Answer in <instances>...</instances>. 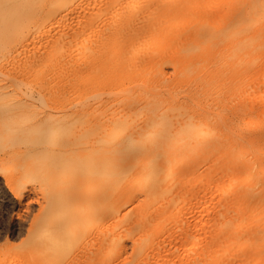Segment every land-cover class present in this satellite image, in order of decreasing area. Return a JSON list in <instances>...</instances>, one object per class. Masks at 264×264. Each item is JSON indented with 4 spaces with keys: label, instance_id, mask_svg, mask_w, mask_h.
I'll use <instances>...</instances> for the list:
<instances>
[{
    "label": "bare ground",
    "instance_id": "6f19581e",
    "mask_svg": "<svg viewBox=\"0 0 264 264\" xmlns=\"http://www.w3.org/2000/svg\"><path fill=\"white\" fill-rule=\"evenodd\" d=\"M81 1H83V0H80L79 2L77 1V3H76V0H0V40L5 39L7 34L9 37L13 36V35L15 36V32H19L18 30L22 31V33L19 32L22 37L24 34L25 35L26 34L32 35L33 33L36 34V32H38L37 29H39V28L44 29V26H45L44 23L46 21H48L49 19L51 20V17L53 19V16L54 17L58 16V15L62 16L60 13H64V12H65L64 14L68 13L67 11L70 10V8H72L75 3L78 4L77 5L78 7L82 6L79 3H83L84 1L83 2H81ZM120 1H122V0H120ZM255 1L257 3V0H255ZM260 1L261 2L263 1L262 4H264V0H260ZM260 1L258 0V6H261ZM73 2H75V3L72 4ZM151 2H152V0L149 1V3L147 0V4H150ZM132 3H133L132 7H134V8L138 4L137 0L136 1L133 0ZM256 3L253 1L252 4L253 5L255 4V7L253 5L250 6V8L254 7L253 8L254 10L252 8L250 9L251 11H253V13L256 11L255 9H257ZM259 3H260V5H259ZM70 4L72 5V7L67 9V6ZM75 5H74V7H75ZM110 5L111 4H109V6ZM145 5H146V3H145ZM174 5L172 8L170 6L168 8V10L171 8L170 10L172 11V9H173V11H174L175 8L178 7L176 5H175L176 7H174ZM77 6L75 7L76 11L81 10L83 8L82 11H83V14H85V11H86V10L84 11L85 7L83 6L82 8L79 7L80 9H77ZM151 6H153V4L146 6L148 8V11L152 10V12L156 13L155 10L153 9V7H151ZM263 7H261V8H263ZM64 8H66V10H64ZM109 8L110 7L106 6L107 10ZM147 8H146V10H147ZM261 8L258 10L262 11ZM116 9H117L118 15L122 16V14H123L122 10L124 11V9H122L121 7H116ZM176 9L178 10L179 7ZM63 10H64V12H62ZM74 10H73V12H75ZM146 10L144 9L143 11L146 12ZM70 11H72V10H70ZM134 11H136V9ZM230 11H228V10L224 11L223 10V12H227V13H225V14L222 13L223 15L220 14L221 17H219V19H220L221 23L224 24V22L228 19L226 17H229L228 14L229 15L231 14V13H229ZM242 11L244 13L243 16L244 17H245V15L247 16V12L245 14L244 10H242ZM81 12L79 13V11H78L77 13L81 14ZM126 12H127V10H126ZM174 12H172L173 15H176V13L178 11L176 12V10H175ZM258 13L255 12L253 16H255V14L258 15ZM261 13L264 14V10ZM261 13H259L260 16H261ZM64 14H63V16L66 17V15H64ZM70 14L71 13H69V15ZM101 14H103V13H100V15ZM150 14L152 15V13H150ZM248 14H250V16H251V13L248 12ZM134 15L131 17L133 18ZM137 15H135L137 19L134 17L133 21L130 18V23L136 22V24H137L139 22L140 23L142 22V21L137 22L138 17H139ZM59 16L57 17L59 20H60V18H63V16L60 18H59ZM84 16L85 15L82 16V14H81L80 18L82 17L84 20ZM154 16H155V14H154ZM240 16H242V15H240ZM243 16L241 17V19L237 18L238 20L235 18L236 19V21L234 22L235 24L233 23V25L230 26L232 28H230V27L226 28L224 35H223L224 37L226 36L229 38L231 36V38H233V40H235V38L237 39V37H238L236 35V33L239 35V37L241 35L240 32L243 33L245 31H246L247 35L248 34L250 35L249 40H248L250 43L247 41V43H248L247 47H246V45L243 46V44H241L242 42L240 43V41L242 39H243V42L246 43V41H244V40L248 39L247 38L248 36L246 37L245 34H243V36L241 35V37H243L242 39L240 38L241 40L238 38V41L236 40L237 42L234 41L235 45L233 44L234 46L232 45L233 46L232 48H234L233 50L235 51V53L232 49H231L232 51H229V52H233L232 56L236 57V59H238V60L240 59L239 57H237L238 55L239 56L243 55L245 57L240 56L241 57L240 60H242V61L237 60L238 62L237 61L234 62V65L230 68L223 66V65L217 66V63H216L217 61L212 62V58H213L212 53L213 52H211V51H213V49H212L213 39L215 38V35L217 34L216 30L218 29L217 28L218 26L215 28V26L213 25V28L210 31L205 30L203 28H199L197 31L195 30L194 37L191 40H187L188 39L187 38L186 39L187 41L185 40L186 41L185 45H182V44H184V42L181 43V46H182L181 51H180L181 55H179L178 58L180 57V62H183V63L185 62V63L182 65V68H180L179 74L181 75V73H182V74H186L188 76H193L194 80H198L200 82V89H201L200 93H191L189 91H185V92L189 93V95L192 98V103H189V102H191V99H190V97L188 98V99H190L188 101L189 104L188 103L183 104L182 102L178 101V99H177L178 96L176 94L173 95L172 97L168 98V99H164L162 97L163 94L161 93V91L159 92V89H158V93H153V91H151V92L149 91V88L156 90L154 85H156L157 83L159 85L166 78L165 77L166 75L164 76L166 71L163 72L162 69L160 68V65L162 62L160 63V65H158L159 67L156 65V67L158 68L159 71L161 69L160 73L156 69L154 72V74H156V72H158L159 75L163 74L160 76L162 79L159 76L156 79L157 74L155 75L156 77L153 74L155 79L153 78L154 80H151L152 79L151 78L150 79L151 82L148 81L149 78L148 79L146 78L147 80L144 79L145 77H147L148 75L153 73L154 70L152 71V69L155 68V64H158L155 62L156 60H158L157 59L158 54H160L161 52L163 53L165 51L166 47L168 46V44L171 45L174 43V42L173 43H167V42H169L170 39H171V42H172V40L175 41L176 39H174V38H176L178 36L177 35L173 38V36H174V35H172L173 33L172 32L169 33L171 30L173 31V28H171V30H169L170 25L172 24L171 27H173V25L176 24V22H177L174 17H172L173 19H171V22L168 24H166L167 22H165V23L160 22L157 24V23H155V21H153V22L151 21L150 23L146 22L148 24L144 23V26L141 25V24H143V22L141 24L139 23L141 26L140 27V26H137L139 24L136 25L134 23L133 30L131 28H128L129 24L128 25L125 24V25H123L124 27H122V26L120 27V26H118L119 24L113 25L110 23L109 24L110 26L108 25L105 30L100 29L101 31L105 32V33L103 32L104 33L103 35H105V37H106L103 40L102 44H100V46L102 47V50L100 49V46L97 43L98 41H96L95 39H94L95 43L93 42V45L95 44L94 46L92 44L89 45L88 43L85 44V41L86 42L89 41L87 38L90 36L92 31H91V29L87 30L85 27V24L82 23L83 20H81L80 23H82L84 26L83 25H80V26H83L84 28L81 27L83 31L80 32V34H79V32L76 33L78 35L73 33L75 37H69V35L73 36L72 33H69V35L66 34V35H68V37L70 39L65 38V34H64V37L60 38L61 42H60V39L58 42H56V43H59V42L61 43V46H59L60 43L58 45L59 51H62L63 48H67V46L62 47L65 44L67 45V43H66V42H68L67 39L69 41H71L73 45L75 43V45L79 47V49L77 48L78 50H76L77 53L80 52L77 57L75 56L77 59L74 57V53L76 55V52L74 50H71L73 57L69 53L70 49L73 46V45L70 46L69 42H68V48H67L69 50L68 53H67V51L65 54L63 53L65 51V49H63L62 52L57 51L56 50L57 47H55V45L53 43L54 48H53V51L51 53L52 56L49 55L50 58H49V56L45 57L46 55H48V54H46L47 52L45 53L46 54L45 56L43 54L44 52H40L41 54L40 53L38 54L39 55L38 59L41 61V62H39L40 64H45V65L48 64V66H49L51 63V65H54V67L51 65L49 66V68L53 67L51 69L52 71L49 74L51 79H54V77H52V74H53V76L54 75L56 76V74H59V67L57 68L58 72L56 71L57 69L55 68V66H58L59 64H54V63H58L59 59L60 60L62 59L61 61L64 60V61H66L65 62L66 64H69L68 67L69 66L70 67H69V69L67 68L68 70L71 71V72L69 71V76L73 75L71 73H72V71H74L75 72V73L73 72L74 75L76 74L75 76L77 78H79L80 77V76L78 77V75L80 74L79 70H80V72L87 70L89 75H91V74L93 75L92 77L95 78V80L92 79L91 84H89V82H88V85L83 84V86H82V84H81L82 88L81 87L78 88V89H81L78 91L82 92L81 93L82 95L80 94V96H81V98H79L80 100L82 99V96L84 95L83 97H86V99H88V97L91 98L93 96V98L94 97L98 98L97 101H100L99 99L101 98L102 95H104V93H103L104 90H102L103 84H105V83L107 84V80H110L112 77L114 79V82H113L114 85H112L113 88L112 87L110 88V92L115 93L116 98L114 99L115 101L112 103L113 106H112V104L110 105V103L112 101L104 98V96L102 97L103 100L105 99L104 102L100 101L99 104L97 103L98 105H96L97 101L95 99H94L95 104L93 103V106H92L91 102L88 100L90 105L92 107H94V110L96 109V111L98 112V116H96V119H93L94 117L92 114H88L87 109L90 107L89 105H88L87 109L86 108L84 109L82 107V105L84 104V101L86 100L85 98H84L85 100L83 99V101H82L83 104H81V106H79V107H82V109L79 110V108H77V105H79V104H77L75 106L77 108V110H79V111H75L76 108H74V105L72 104V102L69 103L68 99H66L68 102H65L64 100H62L63 98L61 99V97L63 95L62 96H60V94L57 95L58 91L62 90V89H60L61 86L59 87V90L57 89L58 88L57 86H59V85L55 86V88L57 87L56 90H58V91H56L53 86H52L53 90L50 89L52 92L50 94L52 96L50 99L51 102H49V103L55 104V105L49 104L50 111H47V110L41 111L39 109V107H42V106L41 105L38 106L37 104L32 102L34 99L33 100L30 99L31 103H29V100L27 99L28 102L27 101H20L21 103L18 102V105H16V106L20 107L21 106L20 104H22V102L25 103V105L27 102L29 104L26 105V110L23 109L25 107L24 104H22L23 107L21 106L20 108L14 106L15 104H13V106L15 108L12 105L11 106L7 105L4 107L3 105H6V104L1 102V100H0V104H1L0 108L6 109V111H1L3 109H0V118L2 119V120L0 119V123H1V125H0V139L2 140V138L4 136L6 137V134H8L7 138L9 139V140H4V138H5L4 137L3 140L0 141V172H5V174H6V177H4L5 178V184H7V186L9 187V191L11 192V194L13 193V197L20 203L24 199H26L25 198L26 196H30V195L34 196V194H32V193L34 191H36L37 187H39L41 190V198L42 199H40V200H42V201L39 203L40 204L39 205L40 206L39 214L37 215L36 220L33 219L34 221L37 222V224H35L36 226L34 227L36 229L35 230H33L34 228L32 229V232L30 233V235H32V236H30L29 237L30 239L28 238V241H27V243H29V245L27 244L29 249H27V248L26 249L29 251V253H28V251L26 252V250H25V252L28 253V254H26V255H28V257L32 255L30 258H33L32 259L33 264H38V263L56 264L58 261V256L64 248H66V247L71 248L70 244L73 245V243H75V242L78 243V241H80V240L86 238L88 235H90L92 233V231H95L96 229L99 230L101 221H103L104 219H107V218L114 219L113 223L121 221L120 222L121 225L123 223H124L123 225H125V223L130 224L133 220L134 215H133V213H131L130 210L124 211L122 209V207L125 206V203H122L123 189H125L129 186H132L135 189H137L138 187H141L145 191L144 192V200L146 199L148 201L152 197L153 194L160 193V192L164 191V189H165V187H163L164 183L170 181L171 179H173L175 177L176 173L178 172V165L180 164V162L184 163L185 165L187 164V166H189L188 164L191 163L190 160L194 157V155L195 156H201V155L207 156L208 150L213 153V157L215 158L216 161H218L217 159H219L216 156L217 154L219 157L222 158L221 152H223V154L225 156H227V153H225V152L226 151L228 152V149L230 150L232 147L228 148V146L230 145V144H228L227 146H225V148L227 147L228 149L226 148V150L222 151L224 149L223 145H226V144H224V141H222V140H227L226 142L230 143L232 138L229 137V140L230 139L231 140L230 141L228 140V135H229L228 132H231L232 128L230 127L228 129L229 130V131H227L228 134L227 133L224 134V136L225 135L227 136L226 137L227 139L225 138V139L220 140V135L223 136V134H221V133H223L226 130L224 125H227V123L221 125V126H224V128H225V130L223 131V129H221L222 127L220 126V124L222 123V122H220L221 119L219 117V114H217L220 109L218 110V108H217V110H216L217 115L213 114V112H211L215 117L217 116L214 119L217 120L216 124L218 123L217 125H219L218 128L221 127L220 129L216 128L215 123L212 124L213 122H215V120L213 121L212 120L213 118L210 119V117H214L211 113H209V112L207 113L204 110V112H206L207 114L203 113L204 116H202L200 114L201 116L198 115V117H197L198 113H196V111L199 110V108H201L198 105L199 99H201L200 94H202V97H203V94H207V95L212 96L214 94V92H212V91L218 90L216 92H219L220 95H218L219 93L218 94L216 93V95L221 97L222 94H221L219 89H221V91H223L222 89L225 88L228 85V83H230L231 86L228 85L227 89H230L232 86L234 88L235 86L238 85V84L232 85L234 82L235 83L237 82V81H234V80H236V78L233 75L232 76L234 79L231 78L232 76L230 77L231 80H233V82H230L231 80L229 81L230 78L228 79V77H229L230 71L233 70L235 67L238 68L239 66L243 65V63L245 64V62H248L250 59H254V58H249V57L246 59V57L249 55H247V53L245 55L244 52H246L248 50L247 51L248 53L249 52L252 53L254 50H256V48H258L257 43H256L257 41L255 42L257 37L254 38V36H256L255 35L256 31L253 32L254 33V34H252L253 36H251V33H249L248 31H250L253 28L251 26L256 25L257 21H259V20H257V19H259L258 18L259 16L257 18L255 17L256 20H254L255 18L253 16L249 18L248 17L249 15L247 16L248 19H247V17H245L246 18V20H245V19H242ZM235 17H236V14H235ZM66 18H68V17H66ZM141 18H139V19L142 20ZM143 19L145 20V18H143ZM250 19H251V23H253V24L250 25V27H249V24H251V23L248 20H250ZM252 19L254 20V22H252ZM51 21H54V20H51ZM78 21H80V19ZM255 21H256V23H255ZM128 22H126V23H128ZM52 24H53L52 27H54V26L56 27V25H55L56 23L55 24L52 23ZM164 25H166V26H164ZM167 25L169 27H167ZM94 26H97V25L95 24ZM130 26L133 27V25H131V24H130ZM164 27L166 28V30L164 29ZM248 28H251V29L248 30ZM34 31H36V32H34ZM162 31H164V32L162 33ZM31 32H33V33H31ZM94 32H96V31L93 30L91 36L93 35ZM257 32L259 33V34L256 33L257 36L262 35V34H260L261 30L258 31V29H257ZM51 33H52V31H51ZM161 34H163V38H162ZM168 34H169V36H168ZM234 34L236 36H234ZM44 35H45V33H44ZM62 35H63V33H62ZM94 35H93V37H94ZM125 35L129 38H127ZM166 36H168V41L164 42L163 39H164V37H165V39H167ZM170 36H172V37L170 38ZM93 37H92V39H93ZM125 37L127 38V40L130 39L126 43H124ZM179 37L180 36H178L177 38H178V41L180 42L182 40V38L180 40ZM186 37H188V36H186ZM216 37H217V35H216ZM12 38H14V37H12ZM24 38L25 37H23V39ZM34 38H35V36H34ZM44 38H45V36H44ZM64 38L66 41L65 43L62 42L64 40ZM89 38H91V37H89ZM160 38H161V40H160ZM45 39H49V41H50V38H45ZM45 39L44 40L42 39V40H43V42L45 41V44H47L48 42H46ZM145 39L147 41L146 43L148 45H150L151 48H149L148 45L147 46L145 45ZM42 40H41V42H42ZM250 40H252V42ZM92 41L93 40H91V42ZM253 41L256 43L255 44L256 47L254 45H252L254 43ZM162 42H164V44ZM35 43H37V42H35ZM50 43H52V40ZM155 43H158V44L160 43L161 46L160 45L159 46H160V48L162 47L161 49L163 50V51L159 50L160 53H158V54L156 53L157 57L153 53V52H155L154 50L159 48V47L156 48L157 44H155ZM161 43L164 46L166 45L165 43H167L166 47L163 48L164 46H162ZM176 43H177V41H176ZM1 44H2V42L0 43V55L5 51L4 50L5 47H1ZM27 44H28V42H27ZM39 44H40V42H39ZM87 44L89 46H87ZM142 44H144L146 46V48L148 47V51H150V49L152 50V51H150L151 53L148 55L149 58L144 59L145 61L146 60L148 61L147 63H149V59H151V57H152V59L150 60L151 64L148 67V66H145L147 64H145V62H144V63H142L141 66H143L145 64L144 65L145 67L143 66V68H142L138 64L141 67V69L136 71V68L137 67L139 68L138 65L134 68L135 71H134V69H132L134 77H132L131 79L132 80L134 79V83L132 84L133 86L130 83L131 87H127V86H125V84L123 82V78L127 75L129 77L130 74H131L130 76H133V75H132V71H131L130 67H128L129 69H127L126 68L127 65H125V63H124V62H126L125 54L127 55V52H130V55H132L133 58L134 57L136 58L138 56V54L140 53L139 52L140 47H144V46H142ZM177 44H178V46H180L179 45L180 43H177ZM177 44L176 45L173 44V45L176 47ZM23 45L26 46V44H22L23 48H24ZM75 45L73 46V48L76 47ZM96 45L99 47L95 48ZM104 45H105V48L108 46L107 47L108 50L112 49L111 53L109 55V58H106L107 55L106 56L104 55V51H103V50H105V49H103ZM250 45L253 46L254 50H251ZM258 46H259V44H258ZM61 47H62V49H61ZM69 47H71V48L69 49ZM83 48H84V50H83ZM97 48H98V50L99 49L100 50L95 52V50H97ZM172 48H174V47H172ZM209 48H211L212 50L210 51ZM54 50H56L58 52V54L60 53L61 56L58 55L57 52H54ZM206 50L209 53L211 52V54H209L207 52L209 57L204 54V53H206ZM73 51H74V53H73ZM100 51L101 52L103 51L102 52L103 54H101ZM156 51L158 52V49ZM238 51H241L244 54L243 53L240 54V52H239V54L236 53ZM97 52H99V53H97ZM107 52H109V51H107ZM107 52H106V54H107ZM162 53L159 56L163 55L165 57L164 53L163 54ZM200 54H203V55L200 57ZM235 54H236V56H235ZM56 55L58 57H55ZM191 55H195V56L192 57ZM223 55H225V54H223ZM229 55L231 56V53ZM146 56L147 55H145V57ZM190 56L192 59L196 60V62L194 60L193 61L191 60L194 63H189V62H191V61H189L191 59V58H189ZM197 56L199 59L198 61H197V59H195V57L197 58ZM205 56L208 57V60L206 59ZM210 56H212V58ZM143 57H144V55H143ZM85 58L88 59L87 63H89V64L91 63L90 65L88 64L90 67H87V68L85 67V64H86L85 62L87 60V59L85 60ZM161 58L162 57L159 58V62H160ZM178 58L176 57L175 60L177 59L179 62ZM242 58L246 59V60L243 61ZM49 59L50 60L52 59L51 62L48 61ZM255 59H256V57H255ZM75 60H76L77 64H74V65H76V67L78 65L79 66L81 65V69L79 66L76 69H74L75 67H73L72 62H75ZM83 60H85V61L83 62ZM162 60L165 61L168 59L163 58V59H161V61ZM127 61H128V59H127ZM208 61H209V63L210 62L211 63L209 64ZM105 62H106V64H108L107 66L115 68V71H114V69H113V72L111 71V74L113 73L112 76L109 73L110 70L108 72L105 69V66L103 65ZM141 62H142V60H141ZM249 62H252V61H249ZM256 62H257V60H256ZM82 63H84V68L82 67L83 66ZM100 63H102L101 65H103L104 68L100 67ZM126 63H128V62H126ZM152 63L154 64V67L152 66L153 68L151 67ZM123 64H124V67H123ZM109 67H108V69H109ZM116 67H118V68H116ZM78 68H79V70H77ZM53 69H55L54 71H56V73L53 71ZM68 70L66 72V75L68 73ZM52 72H54L55 74ZM77 73H79V74H77ZM49 75H48V77H49ZM74 75L72 77L75 80L76 77ZM94 75L95 76L97 75V77H95ZM135 75H136V77H135ZM57 76H56V81H59V82L58 83L56 82L55 84L60 83V75H57ZM82 76L83 75L81 73V78H82ZM110 76H111V78L109 79ZM151 76H152V74H151ZM44 77L47 78L46 76H43L42 78L41 77L40 78L43 79ZM68 77L65 76L66 80L64 79L65 80L64 83H66V84L68 82L70 83V79H71V84L70 85L67 84V86L71 87L72 82H73V86H75L74 84H76L75 83L76 81H74L72 79V77H70V79ZM107 77H108V79H107ZM57 78L59 80H57ZM159 78L162 81L159 80ZM79 79H77V81ZM61 80L63 81V78ZM80 80H83V79H80ZM80 80H79V83H81V82L85 83V81H80ZM93 80H94V82H92ZM132 80H130V81H132ZM40 81H41V83H43L42 81H44V80H40ZM52 81H51V83H52V85H54L53 82L55 80L53 82ZM152 81H153L154 85L151 87L149 85L152 83ZM154 81L156 82V84ZM204 81H205V83H204ZM16 82H18V80ZM163 82H165V81H163ZM163 82L161 84H163ZM226 82H228V83H226ZM243 83H244V81H243ZM243 83L240 85L242 86L245 84V83L244 84ZM161 84L159 86H161ZM50 85H49V87H50ZM64 86H65V84L62 87L64 88ZM244 86H242V88H244V91H245L246 89ZM156 87H157V85H156ZM240 87H239V89H240ZM38 88L42 89V87H40V86ZM103 88H105V86ZM161 88L165 89L166 87L164 88L163 86H161ZM152 89H150V90H152ZM240 90H239V92H240ZM60 91H59V93H61ZM63 91L65 92L67 90H63ZM63 91L61 94H63ZM141 91H144V92H141ZM162 91H164V90H162ZM70 92H72V94ZM138 92H140L141 94H139ZM185 92L183 94H185ZM211 92L213 93L212 95H211ZM224 92H225V90H224ZM39 93L40 94H37L38 97H35L36 98L35 102L37 100L40 101L42 104L45 101L48 102L47 100H48L49 96H47L45 92L43 93V91H41ZM68 93H70V94L67 96L75 98L74 96H72L75 93L74 90L68 91ZM136 93L141 96V98L139 96H137L140 99H137L136 96H134ZM115 94H114V96H115ZM78 95L75 93L76 97ZM90 95H91V97H90ZM142 95H143V97H142ZM214 95H213V97H211L212 99L213 98L215 99L216 96L214 97ZM257 95H255L254 97H257ZM34 96L35 95H33V98H34ZM57 96H60L62 103L64 101L63 105H66V103L68 104L66 106L67 108H65L66 114H62V116H58L56 114L57 108H58ZM218 96H217V98H218ZM46 97H48V98L46 99ZM186 97H188V95ZM29 98H32V97L30 96ZM217 98L215 100L213 99L212 101H210L211 103L208 101H207V103L212 104L213 101H217ZM221 99H222V97H221ZM221 99L219 98L220 101H221ZM74 100L76 101L78 99H74ZM106 100L108 102L111 101L110 103H108L109 105L107 104V106L104 105ZM219 100H218L219 103L213 102V104L211 106H213L214 104L215 105L217 104V106L221 103L225 104V101H226L225 99H223L224 100L223 102L222 101L220 102ZM177 101H178V103H177ZM87 102L85 105H87ZM115 102L117 103L116 107H114ZM118 104H121V106L120 105L118 106ZM94 105H96V107ZM9 106H10V108L11 107L14 109L18 108L20 110L15 111L12 108H11L12 110L10 108H9L10 109L9 110V109H7V107H9ZM197 106L199 107L198 109H196ZM207 106H209V105H207ZM207 106L204 105L203 107L206 108ZM193 109H196V111ZM94 110H92V111H94ZM202 110H199V113H202L203 112ZM192 111L194 112L193 114L191 113ZM221 113H224L223 110L221 111ZM194 114H196V115H194ZM19 119H21V120H19ZM253 119H252V121L251 120H248V121H251L252 123H250V124H253V126L255 127V125L257 124L256 123L257 120H255V118H253ZM230 124H232V122H230ZM213 125H215V127ZM229 125H227V126L229 127ZM231 126L234 127L235 124H233ZM248 126H251V125L248 124ZM236 128L237 127H235V129ZM216 129L219 130V131H217V134L215 131ZM221 130H222V132H220ZM233 132L235 133L236 131L234 130L230 133L231 137H232ZM238 132L235 133V134H238L237 135L238 137L236 136L238 139L233 136V140H232L234 142V140L237 139V141H235L236 145H237L238 140L240 141V138L242 137V135H241L242 133L240 132L241 136H239ZM10 135H11V137H10ZM7 138H5V139H7ZM242 141L238 142L240 144V145L238 144V146H240L239 148L244 150V148H246V147H245V145H243L244 148L242 147V144H241ZM244 143H245V141H243V144ZM235 144L234 143L232 144L233 148L237 147V146L234 147ZM245 144H247V142ZM212 147H213V149H211ZM249 149H250L249 146H247L246 151H243L244 154H242L241 157H243L244 155L246 156L247 150L249 152ZM237 150H238V148H237ZM242 150L238 151V156L236 155L237 153L234 149L230 150V152L233 151L234 155L240 158L239 153H241ZM261 150H263V149H261ZM219 153H221V154H219ZM250 154L251 153H249V155ZM257 154L259 155L260 153H257ZM234 155L232 153V156H234ZM249 155L247 154V156H249ZM228 156H229V159L226 160L228 163L227 166H230V167L233 166L234 168H236L237 165L239 164L238 163L239 160L237 161V163H235L234 162L235 160H233L234 158L230 157V154H228ZM251 157H253V156H251ZM231 158H232V160H231ZM235 159L237 160V158H235ZM243 159L244 158H242L240 161L242 162ZM229 160L231 162H234L235 164H237L236 167H235V165H232L233 163L229 164V162H230ZM245 161H247V157H246ZM250 162L252 163L251 160H250ZM247 163H249V161L245 162L244 164H247ZM251 163L248 165H251ZM255 163H257V161ZM255 165H257V164H255ZM258 165H260V164H258ZM242 166H243L242 163H240V165L238 166L239 168H236V169L242 170L243 169ZM244 166L246 167L247 165H244ZM262 166L263 165H261L260 168ZM5 167L8 168L7 170H9V169L10 170L14 169V170H13V172H10V171L7 172V170L6 171L4 170ZM191 167H192V163L190 164V168H188V169H191ZM248 167H250V166H248ZM248 167H246V168L248 169ZM247 169H244V170L246 171ZM254 169H255V167H254ZM253 170L252 171L249 170L248 172H251L249 174H252V173H255L256 171H258V169L254 170L255 172ZM261 171L262 170H260L259 171L260 173L259 172L258 173L261 174ZM248 172L246 171L244 174H248ZM258 173L256 172L254 175H256ZM229 174L226 175V179H224L225 181L223 183V187H220L221 189L219 188L218 190H222V191L226 190L227 187H230L229 186L230 181H231V184L234 183L233 178H231V180L229 179V177H231V176H229ZM259 174L257 175V177H259ZM248 175L246 178H248L249 184H253L252 186H254L255 185L254 182H256L255 176L252 177V176H250V175L248 176ZM262 175H264V171H263ZM227 176H228V178H227ZM249 177L253 178L254 182L251 181V179ZM261 177H259L260 180H261ZM260 180L257 179L258 182H256L258 189H257V186L256 187L254 186V188H256V189H254L252 186H251V188H253V189L249 188V185L247 184L248 183L247 182L246 185H248V186L244 187V188L247 187V189L241 190L242 192L244 191L243 195H241V196L245 197V201L243 202V201H241V199H240V201H238L239 200L238 199V200H236V203L239 204V203L243 202V204H244L247 200L246 199L247 196L249 198L255 197V195H257L259 192L258 191L260 189L259 187H261V185L260 186L258 185ZM33 181L36 182V183L35 182L34 183L37 184V187L31 186V184L34 185L32 183ZM250 182H252V183H250ZM27 185H29L31 187H28ZM262 188H264V187H262ZM262 188L260 190H262ZM239 193L241 194V192H239ZM37 194H39V193H36V196L38 197L39 195H37ZM251 195H253V196H251ZM241 196H238V197L241 198ZM39 197H38V199H39ZM258 197H259L260 203H262L261 205H263V207H264V195L262 197L261 196H258ZM27 198H29V197H27ZM233 198H235V195ZM256 199H257V197H255V200ZM255 200L250 199V203L254 202ZM259 200H256V204L252 203L254 205H257L256 206L257 208H259L261 206V205L257 204V203H259ZM11 202H12V200H11ZM232 203H233L232 206L233 205L235 206V204H234L235 201ZM246 203H248V202H246ZM254 205H252V206H254ZM248 206H241V208H242V210L245 211ZM252 206H249L248 210L254 209V207H252ZM239 208H240V206H239ZM121 210H123L124 212L122 211V213H121ZM261 210H262L261 212L264 214L263 208ZM208 212H211V210H209ZM120 213H121V215H120ZM242 213L244 214V212H242ZM262 213H261V215H259V216H261V217H259V221L262 220V221H260L261 224L264 221V215ZM227 214H228V212L226 213V215ZM225 216L224 217L221 216V217L224 218L223 221L226 223L227 219L229 218L228 217L229 215L226 216V218H225ZM243 217L245 218L246 216H243ZM115 218H116V221H115ZM223 221L221 219V222H223ZM127 224H126V226H127ZM223 224L224 223H221L220 226ZM242 224H243L242 227L246 228L244 226L245 223H242ZM118 226H119V224H118ZM220 226H219V228H221ZM253 226H255V225H252L251 226L252 228L250 227L251 232H249V229H247V228L245 230H243L244 228L240 227V229H242V231H245L246 234L248 232L249 233L254 232L253 234L255 236L253 234H251V235L247 234V235L255 237V239L257 237L256 240L254 239V241H252L253 237H249V236L246 237L245 232L243 233L242 231H240L239 228H237V229L231 228L230 231L231 232L233 231L232 233L229 231L228 228H226L227 229L226 231H222L220 229L219 231L224 232V233H221V232L219 233V231H218L217 237L219 235V238L216 237V239H217L216 241H218V240H222V241H218L219 245H217L216 241H215V246L216 245L218 247L220 246L221 251L219 250V248H216L215 250L216 251L218 250V252L220 254L221 253L225 254V252H226V251L223 252L222 248H224V250H227V251L229 249L231 252L234 250L243 252L246 249V246H248L247 244L249 243V245L252 244V246L253 245L256 246L255 248H257V249H255V248L254 249L257 250V252H258V250L260 251L261 249L264 251V248H262L260 245L261 243H263L262 246H264V225L263 226L256 225L255 227H253ZM256 227H257V230L252 231V229H256ZM261 227H262V229H261ZM238 229L240 232L237 231ZM225 232H227V233H225ZM255 232H257V235ZM234 233H235V236H234ZM238 233L239 234L243 233L244 234L243 236L247 239V241L242 236V238H243V240L241 241L242 243L239 242L240 239L238 240V238H239ZM98 234H100V233H98ZM221 234L222 235L225 234L222 239L220 238ZM236 234H238L237 235L238 238H236ZM116 236L117 235L111 236V238L109 239L110 243H112L116 240V238H117ZM232 236L234 238H232ZM248 237H249V239L251 238L250 239L251 243L248 241L249 240ZM102 238H103V240L106 239V238L104 239V237H102ZM240 238H241V236H240ZM259 245L261 248L259 247ZM258 247H259V249H258ZM83 252H86V251H83ZM67 254H65V257ZM79 254H81V253H79ZM34 259H36V260H34ZM77 259L78 258H75V260H77ZM79 259H80V256H79ZM89 259H93V258H89Z\"/></svg>",
    "mask_w": 264,
    "mask_h": 264
},
{
    "label": "rangeland",
    "instance_id": "374dc122",
    "mask_svg": "<svg viewBox=\"0 0 264 264\" xmlns=\"http://www.w3.org/2000/svg\"><path fill=\"white\" fill-rule=\"evenodd\" d=\"M77 1L79 2L80 0H76V3H77ZM83 1H81L83 3H79L80 5H82L79 7H81V8L83 6L85 7L84 8V11L86 10L85 14H83V11H82L83 8L81 10L76 11L75 7L78 4L73 2L72 4H74V3L76 4V5L74 4L75 7L73 5L74 8L72 7L71 4L67 6V9L72 7V8H70V10H72V11L68 10L67 11L68 13L64 14L65 13L64 10H66V8H64V10L62 11L64 13H60L62 16L64 14L68 18H66L64 16H63V18H60L62 16L58 15L60 18V20H59L57 18L58 16H55L57 19L53 16V19L51 17V20H54V21H51L49 19L50 21L48 20L44 23L45 24L44 29L43 28L37 29V31L39 33L34 31V32H36V34L33 32H31V33H33L32 35L26 34L27 35L26 36L24 34L25 36L23 35V37H25V38L23 39V37L20 34V33H22V31L18 30L20 33L15 32V36L13 35V36L9 37L7 34L5 39L0 40V43L2 42L1 47H5V49H4L5 51L0 55V100L4 104H6V105L2 104L4 107L7 105L13 106V104H15L14 106H16V105H18V102H20V101H27L28 102V100H29V103H31L30 101L34 99L32 102H34L38 106L39 105L42 106V107H39V109L41 111H44V110L50 111L49 104L55 105L53 103H49V102H51L50 99L52 96L50 94V93H52L50 89L53 90V87L55 88L56 85H59V86H57L58 88L57 87L56 88L59 90V87L61 86L60 89H62V90L61 91L59 90L61 93L63 90H67L65 92L63 91V94H61L55 88V90L58 91L57 95H59V94H60V96L63 95L61 97V99L63 98L62 100H64L65 102H68L66 100V99H68L69 103L72 102V104L74 105V108H76L75 106L77 104H79V105H77V108H79V110L82 109V107L84 109L85 108L87 109L88 105H89L90 107L87 109L88 110L87 112H88V114L93 115V117H94L93 119H96V116H98V112L96 111V109L94 110V107H92V106H93V103L95 102L94 99L97 101L98 98H96V97L93 98V96L91 97V95H90L91 98L88 97V99H86V97H83L84 96L83 95L82 99L80 100L79 98H81L80 94L82 92L78 91V90H81L78 88H80V87L82 88L83 84L88 85V82H89V84H91L92 79L95 80V78L92 77L93 75L92 74L89 75L87 70L80 72V70L78 68L77 70H79V73H80V74L77 73V74H79L78 77L80 76L79 78L83 79V80H80L79 78H77L75 76L76 74L74 75L75 72L72 71L71 74H73L77 79H79L80 81H85V83L84 82L79 83V80L77 81L76 78L74 80V78L72 77L73 75L69 76V71H70V70H68L70 67V66L68 67L69 64H66L65 63L66 61H64V60L61 61L62 59L61 60L59 59V62L57 61L58 63H54V64H59L58 66H55V68L57 69L59 67V74H56V76L60 75V83L55 84L56 82L58 83L59 81H56V76L55 75L53 76L52 73H54V72L56 73V71L58 72V69L56 71H54L55 69H53L54 72H52L51 74H52V77H54V79H51L49 74L52 71L51 69L54 67V65H51V63H50V65L53 67L49 68L50 65L48 66V64H47L48 62L46 63L47 65L40 64L39 62H41V61L38 59L39 58L38 54L40 52H44L43 53L44 56L46 54H48L45 56V57H48L49 55H51L53 48H54V45H55V47H57V49L56 48L55 49L57 51H59L58 45L61 42L60 38H63L64 34H65V38H68V39H70L69 37H75L73 33L76 34L79 32V34H80V32L83 31L81 28L84 26L83 24H85V27L87 30L91 29L92 32H93V30L96 31L93 33V35L95 34L94 37H93V35L91 36V34H92V32H91V34L89 36L91 38L88 37L87 39L89 41L88 42L85 41V44L88 43L89 45H91V44L93 45V42L95 43V41H94V39H95L96 41H98L97 43L100 46V44H102L103 40L106 38L105 35H103L105 32L101 31V30H103V29L105 30L106 27L110 23L113 25L119 24L118 26H120V27L121 26L124 27L123 25L129 24V27L128 26L127 27L131 28L133 30L134 23L136 24V22L130 23V18L133 21L134 17L136 18L135 15H137V14H138L137 16H139L137 22L142 21L143 24H141L142 22L141 23L139 22L142 26H144V23H146V22L150 23L151 21L152 22L155 21V23H157V24L160 22H162V23L167 22L166 24H168L171 22V19H173L172 17H174L175 20L177 21L176 24L173 25V27H171L172 24L170 25L169 30H171V28H173V31L171 30L169 33H171V32L173 33L172 34V35H174L173 38L177 35L180 36L179 38H180V40L182 38V40L179 42L178 38H177L178 36H177L176 38H174L176 40L175 41L172 40V42H171L170 38L172 36H170V38H169L170 41L167 42L169 34H168V36H166L167 39H165V37H164L163 40H164V42H167V43H173L174 42L173 43L174 45H176L177 43H180L179 44L180 46H178V44H177L178 47L177 46L175 47L173 44H171V45L168 44V46L166 47L167 43H165L166 45L164 46L163 45L164 42H162L163 44L162 43L161 44H162V46H164L163 48L166 47L165 51L163 52L165 55V57H164L163 55L159 56L162 53V52L161 53L159 52V50H162L161 49L162 47L160 48V46H161L160 43L159 44L155 43V44H157L156 48L157 47L160 48V49L157 48L158 52L156 51L157 49L154 50L155 52H153V53L155 54V56L158 53H160V54H158L159 58L162 57L161 59L165 58L168 60H165V61L162 60L161 61V59H160V62H159V58L156 56L158 60H156L155 58L154 59L156 60L155 62L158 64H155V68L152 69V71L154 70L153 73H151L152 76L150 74L147 77H145V78L143 77V78L144 79L149 78L148 81L151 82V80L155 79L156 74H157L156 79L158 78V76L160 77L161 75H163V74L159 75L161 69L163 72L166 71L164 74V76L166 75L165 76L166 78L163 80L165 82H163L161 80L162 79L161 77H160L161 79L159 78V80H161L163 82V84H161L162 82L160 81L161 86H163L164 88L166 87V88L162 89L161 86H159L160 84L159 85H158V83L156 84V82H155L156 80H155L154 82L157 85V87H156V85H154L153 81L151 84L149 83L150 84L149 86L152 87L154 85L156 90L149 88V91L150 92L153 91V93H158V89H159V92L161 91V93L163 94L162 97L164 99H168V98H170L176 94L178 96L177 97L178 101L182 102L183 104L188 103V101L190 99H191V102H189V103H192L191 96L189 95V93H187L185 91H189L191 93H200L201 92L200 82L198 80H194L193 76H188V75L182 74V73H181V75L179 74L180 68H182V65L185 63V62L184 63L180 62V57L178 58V56L181 55L180 54V51L182 48L181 43L184 42V44H182V45H185V42L187 40H191L194 37L195 30L197 31L199 28H203L205 30L210 31L213 28V25L215 26V28L218 26L217 27L218 29L216 30L217 31V34H216L217 37L215 35V38L213 39V45H212L213 51H211L212 49L209 48V50L211 52H213L212 53L213 58H212V56H210V57L212 58V62L217 61L216 62L217 66L223 65V66L230 68L234 65V62H236L238 59H236V57L232 56L233 52H229V51H232L234 49L232 47L235 45V42L238 41V38L239 39L243 38V37H241V35L243 36V34H245L246 37L248 36L247 37L248 39L245 38L246 40H244V41H246V43L243 42V39L242 40L240 39L241 40L240 43L242 42L241 44H243V46L246 45V47H247V44H248L247 41L249 40L250 35L249 34L247 35V33L245 31L243 33L240 32L241 35L239 37V35L236 33V35L238 37H237V39L235 38V40H233V38H231V36H230V38L223 36L226 28H229L231 25H233V23L236 21L237 18L241 19V17L244 14L242 10H244L245 14L247 12V16L249 15L248 17L250 18L254 15L255 12L258 13L260 11L258 9H260L261 7L264 6V4H262L263 1L261 2L260 0L259 1L261 3V6H258V0H257V3L255 0H152V2L150 4H147V0H137L138 4L135 8L132 7L133 3H134V2L132 3L133 0H122V1H120V0H83ZM149 1H151V0H148V3H149ZM253 1L256 3V8H257V9H255L256 11L254 13H253V11L250 10L251 8L253 9L255 7V4L254 5L252 4ZM145 3H146V5H145ZM260 3H259V5H260ZM109 4H111V5L109 6ZM151 4H153V6H151V7H153V9L155 10L156 13L152 12V10L148 11V8L146 6L151 5ZM174 4L179 7L178 10L176 9L178 7H176ZM173 5H174V7H176L175 8L176 12L178 11L176 13V15H173V13H172L175 10L174 11H173V9H172V11L170 10L173 7ZM252 5L254 7L250 8V6H252ZM106 6L110 7V8L107 10ZM170 6H171V8L168 10V8ZM79 7L77 6V9H80ZM116 7H121L122 9H124V11L122 10V13H123L122 16L118 15ZM143 8L145 10L147 8L146 12L143 11L144 10ZM135 9H136V11H134ZM261 9L263 11L264 7ZM73 10L75 12H73ZM126 10L128 13L126 12ZM223 10L224 11H227V10L230 11L231 10L229 12L231 14L230 15L228 14L229 17H226L228 19L227 20L225 19L226 21L224 22V24L221 23L220 19H219V17H221L220 14L227 13V12H223ZM78 11H79V13L82 11L81 12L82 16L83 15L86 16V17L84 16V20L82 17L80 18L81 14H78L77 13ZM262 11H260L259 13H261ZM248 12L251 13V16H250V14H248ZM69 13H71V14L69 15ZM100 13H103V14L100 15ZM105 13L106 14L108 13V14L106 15ZM150 13H152V15ZM259 13H258V15L255 14V16H253L254 18L255 17L257 18L259 16L258 17L259 19H257L259 21H257V23L255 21L256 25L251 26V27H253L252 29L248 28V30L251 29L250 30L251 32L247 30L249 33H251V36H253L252 35V34H254L253 32L256 31L255 32L256 36H254V38L257 37L255 42L257 41L256 43H257L258 48H256V50H254L253 46L250 45L251 50H254L255 52L254 51L252 53L249 52L251 55L247 52L248 50L246 52H244L245 55H246V53H247V55H249L246 57V59L248 57L254 58V59H250L249 61H252V62L248 61V62H245V64L242 62L243 65H241V64H240L241 66L238 65L239 66L238 68L235 67L229 73L228 79L233 75L236 78V80H234V81H237V82L236 83L234 82L232 85L238 84L237 85L238 87L235 86L233 88V86H232L231 87L232 89L231 88L227 89V86L230 85V83L226 82V83H228V85L225 87L226 89L223 88L224 86L222 87L223 91H221V89H219L221 94H222V96H221L222 99H221V97L218 96V95H220V93L216 92L218 90L212 91V92H214L215 95L211 92V95L213 94L214 97L216 96L215 99L218 96L217 101H213V102H215V103L218 102L219 98L221 99L222 102L224 101L223 99H225L227 101V102L225 101L226 105L221 103V104H219L220 106L218 105L219 107L217 106V104L216 105L214 104L213 106H211L213 104V102H212V104H210L211 103L210 101H212L214 99V98L213 99L211 98V97H213V95L210 96L207 94H203V97H202V94H200V98L202 100L199 99L198 105L203 110L201 108H199L198 106H197V108L196 107L195 108L196 109L199 108V110H202L203 112L201 111L202 113H199V110L196 111V109H193L196 111V113H198L197 114V117H198V115L204 116V114L206 112L207 113L213 112V114H216V112H217L216 110L218 108V110L220 109L219 110L220 113L218 112L217 114H219L221 121L218 118L217 119L220 122H222L220 124V126L223 124H226V123H227V125H229L230 122H232V124H230L229 127L227 125H224L226 130H225L224 126H221L222 128L221 127L218 128L219 125H217L218 123L216 124L217 120L214 119L217 116L215 117L211 113L214 117H210V119L213 118L212 120L213 121L215 120V122H213V123L211 122V123L212 124L215 123L217 129L221 128V129H223V131L224 130L226 131V132L224 131L223 133H221V134H223V136H221L218 133L220 135V140L225 139L227 137L226 135L224 136V134L227 133V131H229L228 129L230 127L232 128V131L235 130L236 132H238L240 130L238 133H239V136L242 135V137L240 138V141L238 140V142H241L242 140L245 141V143L247 142L248 145L245 143L243 144V141L241 143L242 147L244 148L243 145H245L246 148H244V150H242L241 148H239L240 146H238V144H239L238 142H237V145L235 144V141H237V139H238L237 138L238 134H235L236 132L235 133L233 132L232 137H231L230 133L232 131L230 130L231 132H228L230 135V136L228 135V140H229V137L232 138V140H233V136L237 139L234 138L235 139L234 142L230 139L232 141L231 142L229 140L230 143L229 142L227 143L226 142L227 140H222V141H224V144H226V145H223L224 149L222 151L226 150L227 147L225 148V146L230 144L231 146L230 145L228 146V148L232 147L230 150L234 149L236 151L238 148V150L236 151L237 154L235 153L238 156L239 150L240 151L242 150V152L246 151L247 146H249V148H250L249 152L247 150L248 155H249V153H251L249 156H247V154H246V156L244 155L245 157L244 156L241 157V155L244 154V152L243 153L241 152V153H239V156H240V158H239V157L234 155L233 151H231L233 153V155L235 156L234 157V156H232V153L230 152V150L228 148H227L228 152L227 151L225 152V153H227V156H228V154H230V157L234 158L233 160H235L234 161L235 163H237V161L239 160L238 165L235 164L234 162H231L230 160H229L230 162L228 161L229 164L233 163L232 165H235V167L237 165L236 168H239L238 166L240 165V163H242L243 169L242 170L236 169L232 165H231L232 167L227 166L228 163L226 160L229 159V156L228 157L225 156L223 154V152H221L222 154L219 153V154H221L222 158L219 157L218 154L217 155L215 154L217 156V158L220 159V160L217 159L218 161H216L215 158L213 157V153L208 150L207 156H204V155L195 156L194 155V157L190 160V162L192 163L191 169H188V168H190L191 163L188 164L189 166H187V164L185 165L184 163L180 162V164L178 165V172L176 173L175 177L173 179H171L170 181L164 183V185H163V187H165L164 191L160 192V193L153 194L152 197L148 201L146 199L144 200V192L145 191L141 187H138L137 189H135L132 186H129V187L123 189L122 203H125V206H123L122 209L124 211L130 210L131 213H133L134 216H133L132 222L130 224L125 223V225H123L124 223L122 222L123 224L121 225L120 220H119L120 222H114L113 223L114 219H111V218L104 219L103 221H101V224H100L101 228L99 227V230L96 229L95 231H92V233L90 235H88L86 238L78 241V243L75 242V243H73V245L70 244L71 248L69 246H68L69 248H67V247L64 248L60 252V254L58 256V261L56 264H73V263L74 264H264V251L261 249L260 251L258 250V252H257V250H255V249H257V248H255L256 246L255 245L252 246V244L249 245V243L247 244L248 246H246V249L243 252L242 251L241 252L236 251L234 249H233L234 251H232V252L228 249V251H229L228 252L227 250H224V248H222L223 252L226 251L227 253L225 252V254H222V253L220 254L218 252V250L217 251L215 250L216 248H219V250L221 251L220 246L218 247L217 245H219L218 241H222V240L216 241L217 240L216 237H217L218 231L220 229L222 231H226L227 230L226 228H228L229 231L231 230V228H234V229L239 228L240 229V227L244 228V227H242L243 226L242 223H245L244 226L247 229H249V232H251L250 227L252 225H255V226L256 225H260V226L264 225L263 224L264 221L262 222L263 225L260 223V221H262V220L259 221V217H261L259 215H261V213H262L261 209L263 208V210H264V207H263V205H261L262 203H260V200L258 197V196L262 197L264 195V188H262V187H264V185H263L264 184V175H262L263 171H264V47H263L264 46V26H263L264 25V14L261 13V16H260ZM154 14H155V16H154ZM235 14H236V17H235ZM133 15H134V17L132 18L131 16H133ZM240 15H242V16H240ZM247 16L245 15V17H247ZM245 17L243 16L242 19L246 20ZM248 17H247V19H248ZM139 18H141L142 20H140ZM143 18H145V20ZM256 18L254 20H256ZM79 19H80V21H78ZM81 20L84 21V22L82 21L83 24L80 23ZM254 20L252 19V22H254ZM248 21H250V23H251V19ZM126 22H128V23H126ZM52 23H54V24L56 23L55 24L56 27L55 26L52 27V25H53ZM139 23H137V24H139ZM148 23H146V24H148ZM95 24L97 26H94ZM130 24L133 25V27H131ZM140 24L137 26H140ZM252 24L253 23L249 24V27ZM80 25H83V26H80ZM164 26H166V25H164ZM167 27H169V26L167 25ZM230 28H232V27H230ZM164 29L166 30L165 27H164ZM257 29H258V31L261 30L260 34H262V35L257 36V34H259L257 32ZM51 31H52V33H51ZM164 31H162V33ZM44 33H45V35H44ZM62 33H63V35H62ZM69 33H72L73 36L69 35ZM66 34H68L69 37ZM76 35H78V34H76ZM236 35L234 34V36H236ZM34 36H35V38H34ZM44 36H45V38H50V41H49V39H45ZM161 36L163 38V34H161ZM186 36H188V37H186ZM12 37H14V38H12ZM92 37H93V39H92ZM126 37L124 39V43H126L128 40H130V39L127 40V38H129V37H127V38ZM65 38L62 41L63 43L66 42ZM42 39L43 40L45 39L46 42H48V43L45 44V41L43 42ZM59 39H60V42L56 43L59 41ZM68 39H67V41L69 42L70 46L73 45L72 42L69 41ZM41 40H42V42H41ZM51 40H52V43H50ZM91 40H93V41L91 42ZM160 40H161V38H160ZM252 40H250V41L252 42ZM176 41H177V43H176ZM27 42H28V44H27ZM35 42H37V43H35ZM39 42H40V44H39ZM68 42H66L67 45L65 44L62 47L67 46V48H68ZM146 42L147 41L145 39V45L147 46L148 44ZM255 42L253 44L252 43L251 44L256 47ZM53 43H54V45H53ZM22 44H26V46L23 45L25 49L22 47ZM88 44H87V46H89ZM258 44H259V46H258ZM74 45H75V43H74ZM145 45L142 44V46H144V47H140V51H139L140 53L138 54V56L136 58L134 57L135 59L132 57V55H130V52H127V55L125 54L126 62H128L129 64L126 62H124V63H125V65H127L126 66L127 69H129L128 67H130V69L132 71V75H133V76H130L131 75L130 74L129 77L127 75L123 78V82H124L125 86H127V87H131L130 83H131V85L134 83V79L133 80L131 79L132 77H134L132 69H134L138 64L141 66L142 63H144V62H145V64H147V65H145V64L144 65L148 66V67L151 64L150 63V60L152 59L151 56H150L151 59H149V63H147L148 62L147 60L146 61L144 60L146 58H149L148 55L151 53L150 51H152L151 49H150V51H148V47L151 48L150 45H148L147 48ZM59 46H61V43ZM73 46H72V48H73ZM99 46L96 45L95 48L99 47ZM171 46L174 48H172ZM62 47H61V49H62ZM107 47L105 48V45H104L103 49H105V50H103V51H104V55L105 56L107 55L106 58H109V55H110L112 49L108 50ZM67 48H63V49H65V51L63 52L64 54L66 53V51H67V53L69 52V50ZM70 48L71 47H69V49ZM72 48L70 49L69 53L72 56L71 50H74L76 52V55H75V53L73 51L74 57L75 56L77 57L80 52L77 53L76 50H78L79 47L76 46L73 49ZM63 49H62V51H63ZM100 49L102 50L101 46H100ZM56 50H54V52H57ZM83 50H84V48H83ZM99 50L97 48V50H95V52L99 51ZM62 51H59V52H62ZM105 51L106 52L109 51V52H107V54H106ZM102 52L100 51L101 54H103ZM207 52L208 51L206 50V53H204V54L209 57V55H208L209 52L208 53ZM211 52L209 54H211ZM239 52H240V54L243 53L241 51H238L236 53L239 54ZM97 53H99V52H97ZM230 53H231V56L229 55ZM234 53H235V51H234ZM57 54H58V52H57ZM223 54H225V55H223ZM58 55H60V53ZM143 55H144V57H145V55H147V56L144 58ZM202 55L203 54H200V57ZM191 56L194 57L195 55H191ZM191 56L189 58H191ZM207 56H205V57L208 60ZM235 56H236V54H235ZM240 56L245 57L243 55H240ZM240 56L238 55L237 57H239L241 59ZM55 57H58V56L56 55ZM176 57L179 59V62L177 59H176L177 61L175 60ZM255 57H256V59H255ZM49 58H50V56H49ZM86 59L87 58H85V60ZM127 59H128V61H127ZM195 59H197V61H198L199 60L198 56H197V58L195 57ZM240 59L238 61H242ZM246 59H243V61H245ZM51 60L49 59L48 61L51 62ZM85 60H83V62ZM141 60H142V62H141ZM191 60L193 61L194 59L191 58L189 61H191ZM256 60H257V62H256ZM192 61L189 63H194ZM194 61L196 62V60H194ZM87 62H88V59L85 62L86 68L90 67L89 65L91 64V63L89 64ZM102 63H100V67H103V65H104L105 69L108 72L110 70V72H109L110 74H111V71L113 72V69L115 71V68L107 66L108 64H106V62L103 65H101ZM160 63H161V65H160ZM208 63H209V61H208ZM72 64H73V67H75L74 69H76L79 66L78 65L76 67V65H74V64H77L76 60H75V62H72ZM82 65H83L82 67L84 68V63H82ZM156 65L157 66L160 65V68H161L160 71L158 70ZM140 66H139V68L137 67L138 69L136 68V71L141 69V67L143 68V66H141V67ZM152 66L154 67L153 63L151 65V67ZM79 67L81 69V65ZM108 67H109V69H108ZM123 67H124V64H123ZM116 68H118V67H116ZM155 69L159 73L156 72V74H154ZM67 70H68V73L66 75ZM134 71H135V69H134ZM81 73L83 75L82 78H81ZM112 74H111V76H112ZM153 74L155 77L153 76ZM48 75H49V77H48ZM43 76H46L47 78L44 77L43 79H41ZM65 76H67V77L69 76L68 77L69 79H70V77H72V79L74 81H76L75 82L76 84H74L75 86H73V82H72L71 87L67 86V84H69V85L71 84V79H70V83L68 82L66 84V83H64V81L66 80ZM111 76L109 77V79L111 78ZM233 76L231 77L232 79H234ZM95 77H97V75ZM135 77H136V75H135ZM58 78H57V80H59ZM62 78H63V81L61 80ZM231 78L229 79V81L231 80ZM107 79H108V77H107ZM17 80H18V82H16ZM40 80H44V81H42L43 83H41ZM52 80L53 81L55 80V81L53 82ZM94 80L92 82H94ZM130 80H132V81H130ZM51 81L53 82L54 85H52ZM205 81H204V83H205ZM243 81L246 85L243 83ZM113 82H114V79L112 77L110 80H107V84L106 83L103 84V87L105 86V88L102 87V90H104V92H103L104 95H102L99 100L101 102H104L105 99L103 100V98H102L104 96V98L112 101V102L111 101L108 102L106 100V102L104 104L106 106L110 102H111L110 103V105H111L115 101L114 99L116 98V94L110 92V88L112 87V85H114ZM230 82H233V80H231ZM242 83L245 85V86L242 85L245 87V89H246L245 91H244V88H242V86L240 85ZM64 84H65V86H64L65 89L62 87ZM81 84H82V86H81ZM38 85L40 87H42V89L38 88L39 87ZM49 85H50V87H49ZM239 87L241 90L239 89ZM150 89H152V90H150ZM71 90L72 91L74 90V92L77 95L78 94L79 95L76 97L75 93H74V95H72V96H74L75 98L67 96L70 93L72 94V92L68 93V91H71ZM162 90H164V91H162ZM224 90H225V92H224ZM239 90L241 93L239 92ZM38 91L39 92L43 91V93L45 92L46 95L49 96V98L46 97V99L48 98V100H47L48 102L45 101L43 104L38 100L35 102V100H36L35 97H38L37 94H40ZM141 92H144V91H141ZM184 92H185V94H183ZM138 93L141 94L140 92H138ZM216 93L217 94L219 93V94L216 95ZM114 94H115V96H114ZM136 94L134 96H136L137 99H140L141 96L138 94L136 95ZM33 95H35L34 98H33ZM187 95H188V97H186ZM255 95H257V97H254ZM30 96L32 98H29ZM60 96H57L58 108H57L56 114L58 116H62V114H66L65 108H67L66 106L68 105L67 103H66V105H63L64 101L62 103ZM137 96H139L140 98H138ZM142 97H143V95H142ZM189 97H190V99H188ZM74 99H78V100L75 101ZM83 99L86 102L89 100L91 102L92 106L90 105L89 101L87 102V105H85L86 104L85 101L83 104V102H82ZM100 101H97L96 105H98ZM178 101H177V103H178ZM207 101L210 103H207ZM27 102H26V105L29 104ZM202 103L205 106H207V105H209V106L204 108L203 107L204 105ZM22 104L25 105V103H23V102H22ZM22 104H20V105L22 106ZM81 104H83L82 107H79V106H81ZM116 104L117 103L115 102L114 107H116ZM26 105L23 108L25 110H26ZM96 105H94V106L96 107ZM119 105L121 106V104H118V106ZM0 106H1V104H0ZM10 106L7 107V109H9ZM112 106H113V104H112ZM16 107H18V106H16ZM20 107H18V108H20ZM14 108H12V109H14ZM18 108L14 109V110L19 111L20 109H18ZM77 108L75 109V111H79V110H77ZM0 109H3V108H0ZM92 110H94V111H92ZM204 110L206 112H204ZM222 110L224 113H221ZM1 111H6V109H3ZM191 113L193 114L194 112L192 111ZM194 115H196V114H194ZM253 118H255V120H257V122H256L257 124L255 125V127L253 126V124H250V123H252L251 121ZM19 120H21V119H19ZM248 120H251V121H248ZM233 124H235L234 127L231 126ZM248 124L251 126H248ZM0 125H1V123H0ZM213 126L215 127V125H213ZM235 127H237V128L235 129ZM217 129L215 130L216 134H217V131H219ZM220 132H222V130ZM240 132L242 133L241 135H240ZM7 135L8 134H6V137L5 136L4 137L7 138ZM10 137H11V135H10ZM3 138H2V140H3ZM5 138H4V140H9L8 138L7 139H5ZM2 140L0 139V141H2ZM233 143L235 144L234 147L237 146L236 148H233V146H232ZM211 149H213V147ZM261 149H263V150H261ZM257 153H260V154L258 155ZM251 156H253V157H251ZM246 157H247V161H245ZM232 158H231V160H232ZM235 158H237V160ZM242 158H244V159L241 162L240 160ZM249 159L252 161V163L250 162ZM248 161H249V163L244 164L245 162H248ZM256 161H257V163H255ZM250 163H251V165H248ZM255 164H257V165H255ZM258 164H260V165H258ZM244 165H247L246 167L250 166L251 168L248 167V169L250 168L249 170H251V171L255 167L254 170L258 169V171H256L257 173L260 170H262L261 174H259L260 172L258 173L259 177L262 176L261 180L259 179V177H257L258 174L254 175L256 173L254 170L253 171L255 173L249 174L251 172H248L249 170ZM261 165H263V166L260 168ZM7 169H8L7 167L4 168L5 171ZM244 169H247L246 171L248 172V174L250 176H252V177L255 176L256 182H258L257 179L260 180L258 185L259 186L261 185V187H259V188L260 189L262 188V190L259 189L258 194L255 195V197H257L256 200H259V203H257V204L261 205L260 206L261 208L258 206L260 209L256 207L257 205H254V204H256L255 197L249 198L247 196L246 199L248 201L246 200V202H248V203L245 202L243 204V202L245 201V197L241 196V195H243V192H244V191L242 192L241 190L247 189V187L244 188L245 186L249 185V188H251V186L253 185V184H249V180H248V178H246L248 174H244L246 172ZM11 170L9 169V170H7V172H9V171L13 172L14 169H11ZM228 174H229V176H231V177H229L230 180H231V178L234 179V181H233L234 183L231 184V181H230V184H229L230 187H227V189L224 191L218 190L220 187H223V183L225 181L224 179H226V175H228ZM4 177H6L5 172H0V182L2 181L0 183V264H33V262H32L33 258H30L32 255L29 257H28V255H26L29 253V251L27 250V249H29V247H28L29 243H27V241H28V238L30 236H32V235H30V233L32 232V229L36 226L35 224H37V222L34 221L33 219L36 220V217L39 214V210H40V206H39L40 204L39 203L42 201V200H40V199H42L41 198V190L39 187H37V184H35L36 182L33 181L32 183L35 186L32 185L31 183L30 184H31V186L38 188V189L36 188L37 192L34 191L32 193V194H34V196H32V195L26 196L25 197L26 199H24L20 203L13 197V193L11 194V192L9 191V187L7 186V184H5V178ZM227 178H228V176H227ZM250 179H251V181L254 182L253 178H250ZM256 182H254L255 187L257 186ZM246 183L248 185H246ZM250 183H252V182H250ZM29 185H27V186L31 187ZM254 186H252V187L254 188ZM253 188H251V189H253ZM254 189H256V188H254ZM257 189H258V186H257ZM239 192H241V194ZM36 193H39V194H37L40 196V197L38 196L39 199L36 196ZM234 195H235V198H233ZM238 196H241V198H239ZM251 196H253V195H251ZM27 197H29L30 199ZM240 199L243 202H241L239 204L236 203V200L240 201ZM250 199H253L255 201L250 203ZM11 200H12V202H11ZM234 201H235V203H234L235 206L234 205L232 206V204H233L232 202H234ZM252 203H254V204H252ZM248 205L249 206L254 205V206H252V207H254V209L248 210V207H249ZM239 206H240V208H241V206H248L247 208L245 207L247 211L242 210V208L240 209ZM123 210H121V213ZM209 210H211V212H208ZM227 212H228V214L226 215ZM242 212H244V214ZM121 213H120V215H121ZM224 214L226 216L229 215L228 216L229 218L227 217L229 220L228 219H227V221L225 220L226 223L223 221L224 218L221 217V216L224 217L225 216ZM226 216H225V218H226ZM243 216H246V217L244 218ZM221 219L223 222H221ZM115 221H116V218H115ZM221 223H224V224L220 226ZM118 224H119V226H118ZM126 224H127V226H126ZM219 226L221 228H219ZM255 226H253V227H255ZM257 227H256V229H252V231H256ZM246 228H244L243 230H245ZM35 229L36 228H34L33 230H35ZM239 229L237 230L238 232L242 231V229H240V231H239ZM261 229H262V227H261ZM220 232L221 231H219V233ZM242 232L244 233L245 231H242ZM249 232L247 234L251 235L254 233V232L253 233H249ZM98 233H100V234H98ZM221 233H224V232H221ZM225 233H227V232H225ZM235 233H234V236H235ZM243 233H240V234L238 233L239 238L237 237L238 234H236V238H238V240L240 239L239 242H241L243 240V238H242V236L244 235ZM255 233L257 235V232H255ZM247 234L245 232L246 237L247 236L253 237V236H250ZM115 235H117L116 240L114 242L110 243L109 239L111 238V236H115ZM224 235L221 234L220 238L222 239L224 237ZM240 236L242 239L240 238ZM102 237H104V239L105 238L106 239L103 240ZM249 237H248V239H249ZM217 238H219V235ZM232 238H234V237L232 236ZM250 239L248 240L249 242L251 241ZM254 239H255V237L252 238V241H254ZM256 239H257V237H256ZM215 241L217 244L216 246H215ZM246 241H247V239H246ZM260 245L262 248H264V246H262L263 243H261ZM260 245H259V247H260ZM259 247H258V249H259ZM25 250H26V252L28 251V253H26ZM83 251H86V252H83ZM79 253H81V254H79ZM65 254H67L66 257H65ZM79 256H80V259H79ZM75 258H78L79 260L78 259L75 260ZM89 258H93V259H89ZM34 260H36V259H34ZM38 264H41V263H38Z\"/></svg>",
    "mask_w": 264,
    "mask_h": 264
}]
</instances>
